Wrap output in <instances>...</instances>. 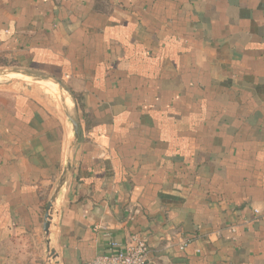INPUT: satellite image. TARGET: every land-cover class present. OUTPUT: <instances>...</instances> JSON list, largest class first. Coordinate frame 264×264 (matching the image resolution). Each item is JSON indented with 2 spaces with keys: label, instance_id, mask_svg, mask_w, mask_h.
<instances>
[{
  "label": "crops",
  "instance_id": "1",
  "mask_svg": "<svg viewBox=\"0 0 264 264\" xmlns=\"http://www.w3.org/2000/svg\"><path fill=\"white\" fill-rule=\"evenodd\" d=\"M132 234L145 264H264V0H0V264Z\"/></svg>",
  "mask_w": 264,
  "mask_h": 264
},
{
  "label": "built area",
  "instance_id": "2",
  "mask_svg": "<svg viewBox=\"0 0 264 264\" xmlns=\"http://www.w3.org/2000/svg\"><path fill=\"white\" fill-rule=\"evenodd\" d=\"M112 245L110 252L98 254L80 264H145L147 261V243L139 234L130 235L123 246Z\"/></svg>",
  "mask_w": 264,
  "mask_h": 264
},
{
  "label": "water",
  "instance_id": "3",
  "mask_svg": "<svg viewBox=\"0 0 264 264\" xmlns=\"http://www.w3.org/2000/svg\"><path fill=\"white\" fill-rule=\"evenodd\" d=\"M15 72V71H14ZM29 77H33V78H36V79H39V80H45L46 78H43V77H34L32 75H28ZM51 82H53L55 85H57V87L60 89V90H64L67 92L66 89L63 88V86L57 82V81H53V80H50ZM64 113H65V116L67 117V119L69 121H71L72 123V127H73V132H74V136H76L77 134V126H76V122L75 120L72 118V116L70 115L69 111L67 110V108H64ZM68 168V165L66 167V169L63 170L61 176H60V179H59V183H58V187L56 188V191L54 193V195L49 199V201L47 202L46 204V207H45V212H44V222H43V231H44V234H45V238H46V241L48 239V235H49V226H50V216H51V209L53 207V204L55 202V199H56V195L64 181V176H65V173H66V170Z\"/></svg>",
  "mask_w": 264,
  "mask_h": 264
},
{
  "label": "rangeland",
  "instance_id": "4",
  "mask_svg": "<svg viewBox=\"0 0 264 264\" xmlns=\"http://www.w3.org/2000/svg\"><path fill=\"white\" fill-rule=\"evenodd\" d=\"M26 82L31 83V85H33V84H37V83H32L31 81H26ZM18 83H20V84H18V86L16 87V89H27V90H29L30 92H32L33 95H34L35 97H37V98L42 99L43 101H45L43 95L41 94L42 92L38 90L39 87H38V88L33 87V89H32L30 86H27V83L24 82V84H22V82H21L20 80H19ZM40 85H41V84L39 83L37 86H40ZM28 87H29L30 89H29ZM45 102H46V101H45ZM46 103H47V102H46Z\"/></svg>",
  "mask_w": 264,
  "mask_h": 264
},
{
  "label": "bare ground",
  "instance_id": "5",
  "mask_svg": "<svg viewBox=\"0 0 264 264\" xmlns=\"http://www.w3.org/2000/svg\"><path fill=\"white\" fill-rule=\"evenodd\" d=\"M65 100V99H64ZM67 104V103H66Z\"/></svg>",
  "mask_w": 264,
  "mask_h": 264
}]
</instances>
